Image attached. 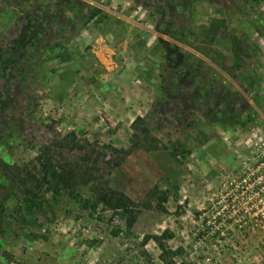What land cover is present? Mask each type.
Returning a JSON list of instances; mask_svg holds the SVG:
<instances>
[{
  "label": "rangeland",
  "instance_id": "rangeland-1",
  "mask_svg": "<svg viewBox=\"0 0 264 264\" xmlns=\"http://www.w3.org/2000/svg\"><path fill=\"white\" fill-rule=\"evenodd\" d=\"M70 131L132 227L65 192L21 207L17 168ZM153 237L264 264V0H0V264H163Z\"/></svg>",
  "mask_w": 264,
  "mask_h": 264
},
{
  "label": "trees",
  "instance_id": "trees-1",
  "mask_svg": "<svg viewBox=\"0 0 264 264\" xmlns=\"http://www.w3.org/2000/svg\"><path fill=\"white\" fill-rule=\"evenodd\" d=\"M100 11L99 8H95L92 17ZM141 119L138 117L134 121L133 127H136ZM87 143V140L78 138L75 131H70L62 138L40 146L36 156L38 167L17 168L16 178L22 194L19 196L21 207L27 214L37 216L43 211L47 193L50 192L53 196H57L65 192L86 207L96 208L98 205H102L106 209L120 211L126 219L127 227H132L136 221L132 200L127 194L113 188L105 180L97 166V159L92 156V153L97 150L85 151ZM113 150L117 149L113 148ZM75 151L82 153L77 155L74 154ZM67 153L75 156L76 159L72 160L66 157ZM42 188L43 190H41ZM84 190L91 192L90 198H85ZM162 193V201L165 202L168 200L169 194L166 191ZM90 199L94 201L92 205L89 202ZM161 209L164 211L165 207L162 206ZM172 235L170 230H165L163 233L164 238H171ZM153 238L161 250L162 263L175 264L171 257L180 254L182 248L173 250L161 237Z\"/></svg>",
  "mask_w": 264,
  "mask_h": 264
}]
</instances>
